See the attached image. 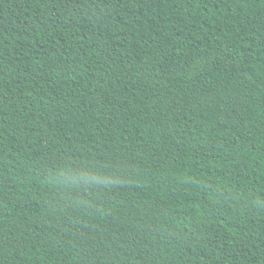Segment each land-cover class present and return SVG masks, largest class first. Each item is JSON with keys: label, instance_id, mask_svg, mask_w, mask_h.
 Instances as JSON below:
<instances>
[{"label": "trees", "instance_id": "16d2710c", "mask_svg": "<svg viewBox=\"0 0 264 264\" xmlns=\"http://www.w3.org/2000/svg\"><path fill=\"white\" fill-rule=\"evenodd\" d=\"M0 264H264V0H0Z\"/></svg>", "mask_w": 264, "mask_h": 264}]
</instances>
